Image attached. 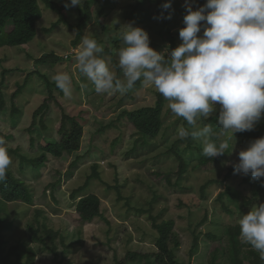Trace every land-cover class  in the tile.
I'll list each match as a JSON object with an SVG mask.
<instances>
[{"label": "rangeland", "instance_id": "374dc122", "mask_svg": "<svg viewBox=\"0 0 264 264\" xmlns=\"http://www.w3.org/2000/svg\"><path fill=\"white\" fill-rule=\"evenodd\" d=\"M51 1L61 5L64 22L55 24L58 14L38 0L41 17L35 23L34 38L19 46L0 47V89L4 100L0 136L7 141L13 161L9 170L26 183L33 196L30 205L8 204L11 228L5 232L7 246L33 247L34 264H113L123 260L128 251L155 252L157 232L149 217L153 215L157 222L173 221L178 246L172 249L178 262L209 264L215 246L224 244L225 227L238 224L253 205L264 202V177L261 189L254 195L253 179L249 184L244 174L234 170L226 176L249 142L236 133L230 152L199 165L203 140L178 137L179 129L189 126L169 109L164 97L162 127L156 137L140 135L128 122L125 112L155 103L158 91L154 86L138 80L126 94H97L79 72L76 60L82 39L95 38L117 78L123 79L117 52L122 46L125 24L144 28L150 46L157 51L167 50V55L181 43L179 30L184 27L187 6L195 10L206 0H171L167 10L162 9L167 0H83L81 6L67 8L65 4L71 5V0ZM86 2L89 16L74 45ZM161 12L165 17L170 14V18L158 19ZM6 28H11V22ZM43 56L44 61H37ZM60 71L73 78L70 98L51 79ZM45 78L53 83L50 91ZM82 83H87L88 88L81 89ZM18 86L21 89L14 96ZM42 103L45 106L34 117ZM218 110L219 105L213 115ZM62 113L75 116L82 124L79 149L60 157L47 154L44 162L34 168L27 163L21 165L14 151L26 158H39L43 153L39 146H45L47 139L60 138ZM179 159L184 164L182 173L177 172ZM94 166L98 176L91 178L77 195H97L102 217L85 222L75 212L77 199H72L71 194L85 183ZM223 192L228 193L218 198ZM29 224L39 228L44 244L32 239ZM44 224L56 234L54 240L43 230ZM238 238L242 251L250 247L242 243L240 234ZM216 252L221 254L222 250Z\"/></svg>", "mask_w": 264, "mask_h": 264}, {"label": "clouds", "instance_id": "9594fccd", "mask_svg": "<svg viewBox=\"0 0 264 264\" xmlns=\"http://www.w3.org/2000/svg\"><path fill=\"white\" fill-rule=\"evenodd\" d=\"M82 2L71 0L65 7ZM170 8L167 0L162 9ZM157 18H170V14L165 17L161 12ZM183 22L181 43L167 55V50L150 46L144 28L125 24L117 52L123 79L117 78L110 59L102 55L103 46L88 36L76 55L77 67L97 94H126L138 80L154 86L169 102V109L189 126L181 127L178 137L202 139L203 155L212 159L230 152L235 134L253 130L264 118V0H206L195 10L188 5ZM51 79L65 97L72 96L73 78L68 72H57ZM88 86L82 83L81 89ZM217 105L216 123L221 130L214 133L202 120H208ZM238 156L234 173H250L253 180L264 177V136L251 141ZM12 163L7 141L0 136V185L7 183ZM238 224L242 243L264 260V202L253 205Z\"/></svg>", "mask_w": 264, "mask_h": 264}, {"label": "trees", "instance_id": "16d2710c", "mask_svg": "<svg viewBox=\"0 0 264 264\" xmlns=\"http://www.w3.org/2000/svg\"><path fill=\"white\" fill-rule=\"evenodd\" d=\"M46 7L53 10L58 14V19L55 24L64 22V16L62 13L61 5L51 0H43ZM89 3L84 5V16L79 20L77 24V32L73 44L76 45L81 36V30L86 23L89 16ZM41 17V9L38 4V0H0V47L1 46H19L30 42L35 34V23ZM11 22V28L7 30L6 25ZM53 24L48 31L54 27ZM44 57H40L37 61H44ZM48 90L50 91V83L45 78ZM2 81H0V86ZM21 89L20 86L16 88L13 95L16 96ZM163 96L158 92L155 103L151 106H141L139 108L125 112L128 122L135 128L136 132L140 135L154 138L159 133L162 127V111H163ZM4 100L0 89V110L2 109ZM45 104L42 103L38 109L34 112V117ZM219 115V110L212 115L208 120H202V124H208L212 127L214 133L220 132V126L216 123V119ZM44 127V126H43ZM82 124L76 119L75 116L62 113L60 128L58 130L60 138L47 139L45 146H39L43 151L39 158L30 159L18 153L15 150V154L19 156L20 164L27 163L32 167H37L39 163L44 162L47 158V154L60 157L64 153L72 154L76 152L80 147V140L82 136ZM239 134L249 142L264 136V118L255 128L251 131L239 132ZM214 138V137H213ZM34 145V139H32ZM214 158H208L202 154L198 159L199 165H204ZM22 168V167H21ZM184 170V164L179 159L177 172L182 173ZM233 167L229 168L226 176L228 177ZM95 166L93 173L89 175L82 186L75 189L71 197L77 199L75 202L74 210L78 214L81 221L89 222L94 218L102 217L100 199L93 193L84 194L78 196L79 192H82L88 185L91 178L97 177ZM263 178V177H262ZM244 180L249 184H252V177L249 173L245 175ZM255 186L253 187L254 195L261 189V179L254 180ZM206 185L202 186L204 189ZM228 193V192H225ZM220 193L218 198H221L224 194ZM251 201L249 198L248 202ZM20 202L26 205H30L33 202V196L26 185V183L20 178L16 177L10 170L7 173V183L0 185V264H34L36 251L31 246L25 245H13L8 247L5 239V232L11 228V221L9 220L8 204ZM39 213V212H38ZM152 221V226L157 232V237L154 243L155 252L152 254H139L137 252L128 251L123 260H116L113 264H181L175 257L172 247L178 246L177 235L173 232V221L163 220L157 222V218L153 215L149 216ZM29 230L32 233V239L34 241L45 243L44 237L40 236L39 228L28 225ZM43 230L51 238L55 239L54 231L43 225ZM240 228L238 224L228 225L225 227V239L222 246H215L214 251L209 256V264H264V260L260 259V253L250 247L242 251L241 242L239 241ZM197 245L196 239L193 241V247ZM216 250H222L221 254H218Z\"/></svg>", "mask_w": 264, "mask_h": 264}]
</instances>
